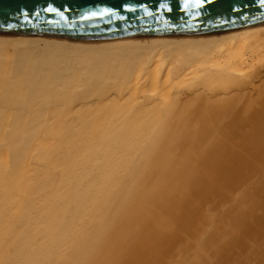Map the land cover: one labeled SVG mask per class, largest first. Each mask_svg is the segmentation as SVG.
<instances>
[{
	"label": "bare ground",
	"instance_id": "6f19581e",
	"mask_svg": "<svg viewBox=\"0 0 264 264\" xmlns=\"http://www.w3.org/2000/svg\"><path fill=\"white\" fill-rule=\"evenodd\" d=\"M0 264H264V23L0 34Z\"/></svg>",
	"mask_w": 264,
	"mask_h": 264
},
{
	"label": "water",
	"instance_id": "95a60500",
	"mask_svg": "<svg viewBox=\"0 0 264 264\" xmlns=\"http://www.w3.org/2000/svg\"><path fill=\"white\" fill-rule=\"evenodd\" d=\"M264 23V0H0V34L74 41L193 35Z\"/></svg>",
	"mask_w": 264,
	"mask_h": 264
}]
</instances>
